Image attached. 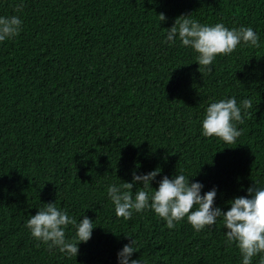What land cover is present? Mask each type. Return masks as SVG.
Segmentation results:
<instances>
[{
  "label": "trees",
  "instance_id": "obj_1",
  "mask_svg": "<svg viewBox=\"0 0 264 264\" xmlns=\"http://www.w3.org/2000/svg\"><path fill=\"white\" fill-rule=\"evenodd\" d=\"M19 2L0 0V15L22 19L0 42V264H117L131 238L144 264H240L219 219L194 231L186 220L168 229L151 210L117 217L106 185L159 167L155 188L183 170L201 194L216 188L222 210L264 186V0H23L17 12ZM189 14L251 26L259 47L238 46L205 72L190 49L164 41ZM227 96L252 100L231 144L203 137L199 124L207 104ZM48 202L93 221L75 257L25 228Z\"/></svg>",
  "mask_w": 264,
  "mask_h": 264
},
{
  "label": "clouds",
  "instance_id": "obj_2",
  "mask_svg": "<svg viewBox=\"0 0 264 264\" xmlns=\"http://www.w3.org/2000/svg\"><path fill=\"white\" fill-rule=\"evenodd\" d=\"M23 0L14 5L22 10ZM159 22L165 20L159 14ZM22 30L20 15H0V42L15 38ZM164 41L190 49L199 69L210 72L209 66L219 55H229L238 46L259 47V35L251 26L227 27L222 21L212 24L201 23L191 15H180L166 29ZM214 67V66H213ZM252 106L250 97H242L237 103L235 96L216 99L207 104L200 119V133L205 138H216L231 144L241 135L243 116ZM157 167L146 173H131V181L108 183L106 197L113 205L117 217L130 218L133 213L151 210L164 221V226L173 229L182 220L194 231L213 226L219 219L223 226L225 243L236 247L240 264H264V186H250L246 196H236L226 201L227 210L214 206L217 195L213 187L201 194L203 185L198 180L185 176L183 170L174 175L161 176L157 186L151 182L160 173ZM135 192L131 191L133 185ZM34 215H29L25 228L30 237L44 244L49 251H58L67 257H75L78 245L86 243L93 230V221L86 215L77 220L67 210L56 206L55 202L42 203ZM71 226L72 235L66 237V229ZM136 241L131 238L116 253L117 264H144L137 252Z\"/></svg>",
  "mask_w": 264,
  "mask_h": 264
}]
</instances>
